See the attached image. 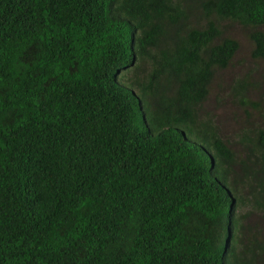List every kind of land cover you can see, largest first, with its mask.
Here are the masks:
<instances>
[{
  "label": "trees",
  "instance_id": "1",
  "mask_svg": "<svg viewBox=\"0 0 264 264\" xmlns=\"http://www.w3.org/2000/svg\"><path fill=\"white\" fill-rule=\"evenodd\" d=\"M0 264H264V0H0Z\"/></svg>",
  "mask_w": 264,
  "mask_h": 264
},
{
  "label": "rangeland",
  "instance_id": "2",
  "mask_svg": "<svg viewBox=\"0 0 264 264\" xmlns=\"http://www.w3.org/2000/svg\"><path fill=\"white\" fill-rule=\"evenodd\" d=\"M231 35L237 39V41L239 42V52L238 54H244L246 53V49H247V43L245 41V39L243 38L242 35H240L238 33V31L233 28L231 30ZM214 96L212 94L209 95V97L207 98V102H205V105L207 106L206 109H208L209 111H207V114L210 115V113L213 115L212 120L214 123H216L219 126V131L220 135L222 136V138L226 139L230 144L232 143V141L235 139L233 138L234 136V131H235V125L233 123L232 117L233 115L231 114V112L233 111L232 108L230 107H226V104L223 103L225 101H222L220 99V101L218 103H215ZM237 118H242V114L237 110ZM240 121V120H239ZM251 219H254L255 217H250Z\"/></svg>",
  "mask_w": 264,
  "mask_h": 264
}]
</instances>
